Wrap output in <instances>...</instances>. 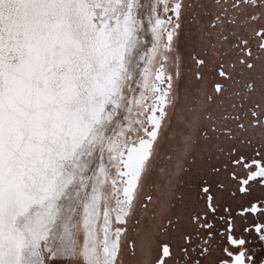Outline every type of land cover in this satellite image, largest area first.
<instances>
[{"label":"snow or ice","instance_id":"6c2138e0","mask_svg":"<svg viewBox=\"0 0 264 264\" xmlns=\"http://www.w3.org/2000/svg\"><path fill=\"white\" fill-rule=\"evenodd\" d=\"M0 264H264V0H0Z\"/></svg>","mask_w":264,"mask_h":264}]
</instances>
